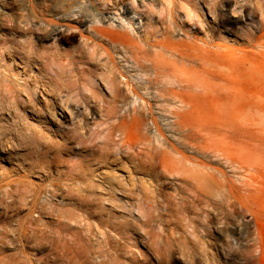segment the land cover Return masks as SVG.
Masks as SVG:
<instances>
[{"label":"rangeland","instance_id":"rangeland-1","mask_svg":"<svg viewBox=\"0 0 264 264\" xmlns=\"http://www.w3.org/2000/svg\"><path fill=\"white\" fill-rule=\"evenodd\" d=\"M55 1L57 6L45 0H0V81L8 76L0 82V176L10 181L26 174L22 184L30 191L24 202L29 204L19 214L16 205L7 209L0 200V264L17 258L19 251L7 241L15 236L11 229H17L19 218L31 212L35 226L50 230L59 216L67 221L65 216L74 213L81 222L77 215L84 211L90 213L86 222L114 223L131 232L132 241H121L123 260L130 264L157 261L153 248L139 236L146 215L154 221L144 230L183 252L182 263L175 264H264V0ZM43 7L48 8L44 16ZM93 14L105 21L93 24ZM122 21L135 23V32ZM92 24L127 31L141 43L163 41L166 32L176 36L173 42L187 45L183 51L190 58L167 57L213 88H193L197 97L182 104L158 92L162 87L140 82L129 60L127 75L149 101L143 103L127 92L121 78L120 72L126 73L122 59L130 53L95 35ZM69 25L78 30H69ZM60 32L72 40L61 39ZM106 74L121 82L120 91L106 87ZM223 86L230 94L247 95L242 105L251 117L226 114L229 107L235 113L242 105H228V100L222 105L218 98L225 96ZM175 113L196 116L181 122ZM130 115L142 119L130 121ZM52 160L55 164L48 166ZM26 163L39 167L24 172ZM210 167L216 182L256 188L250 191V210L262 221L261 253L255 252V236L244 229L249 224L255 231L250 210L242 213L236 204L235 218L225 225L223 204L214 210L203 199L205 181L194 179L190 170ZM250 194L235 189L233 195ZM33 197L37 208L31 207ZM79 199L87 206L77 210ZM7 211L14 215L12 223L6 220ZM210 221L214 223L207 225ZM86 222L72 223L73 231L86 235ZM169 230L176 232L177 241L166 238ZM206 231L214 238L228 235L229 243L211 245ZM26 251L40 263L41 254Z\"/></svg>","mask_w":264,"mask_h":264},{"label":"bare ground","instance_id":"bare-ground-1","mask_svg":"<svg viewBox=\"0 0 264 264\" xmlns=\"http://www.w3.org/2000/svg\"><path fill=\"white\" fill-rule=\"evenodd\" d=\"M48 1L54 4L56 3V6L59 4V2H56L55 0H45V2ZM123 1L124 0L120 2ZM135 3H136L135 1L131 2L133 8L137 10L138 7H136ZM32 7H33L32 9L35 10L37 8V5L36 8L34 4L32 5ZM43 9L44 10L43 11L41 10V12L44 16V12H47L48 8L43 7ZM190 15L189 13H187V17H190ZM61 18L63 19L64 16ZM138 19L139 18H137V20ZM103 21H105L104 18H97L96 15H94V17L92 18L93 24L102 23ZM122 22H123V27L126 30L133 33L135 32L134 29L135 23L126 22V21H122ZM93 24L90 26V28L92 29V32L95 35L109 40L114 45L115 48L121 49L125 53L127 52L130 53L129 54L130 56H128L129 58L127 60L123 57L124 59L122 60H124L125 65H123L122 67L125 68L126 65L129 66V60H131L132 66L134 68L133 71H136L137 73L136 76H138L140 82L146 81V83L149 86L152 85L153 87L154 85V87L156 86L162 87L158 89L159 90L158 92L171 96V98L179 99V101L182 104H190L188 99L192 100L193 98L197 97V95H195L194 91L192 90L193 88L200 89L202 87V89L205 90H209L210 88H213V86L210 84L209 81L201 80L200 76L197 75L196 73L192 74V72L180 69V67L176 63V59L172 60L173 58L170 59L167 57L170 55L174 57L175 55L178 56L179 58H186V57L190 58V55H188L186 51H183L184 49H188L187 45L173 42V38H175L176 36L174 37V35L172 34L170 35L168 32H166L164 36L165 40L162 39L163 41L150 42L148 40H144V41L141 40L142 41L141 43L137 39H134L126 30H125L126 32L122 33L117 30L101 29V28L93 27L94 26ZM68 28L69 30H78L77 28L70 25L68 26ZM58 35H60L61 39L65 41L72 40V36L66 32H60ZM125 69H126L125 71L126 73L120 72V74H121V78H123V80L125 81L123 82H124V86L127 89V92L133 95V97L136 96L137 98H139L143 103L149 104V101L146 100L145 97H143L140 94L138 87L133 83V81H131L130 77H132V75L128 77L127 74H130L131 72L129 68H125ZM217 72L220 73L219 70ZM3 78L4 79H2V81L0 82H5L6 79L8 80V76H3ZM104 83L111 92L114 93V91L117 90L120 91L119 84L121 82L117 83L116 79L111 75H107V77L104 80ZM147 84L145 86V91H148ZM221 88L222 90H225L224 91L225 96L218 98L219 102L222 105H225L224 104L225 101L228 100L229 101L228 105L230 103L236 102L240 106V104L241 105L243 104L244 98L247 97L246 94L238 93V92L230 94L229 93L230 91L226 86H223ZM114 99H117V97ZM121 99L124 102H126L128 100V96L124 95L121 97ZM136 101L137 99L134 100L132 104L135 105ZM246 108L247 105L244 104L241 106V108L238 111L234 113L231 111L229 107V110L228 111L226 110V114L232 117L237 116L246 119L248 117H251L247 112ZM58 115L62 116V114L59 113ZM113 115H115V113H113ZM195 116L196 114L194 113L174 114L175 119L181 122H185V120H188ZM201 116L207 117V114L201 113ZM124 118H127V116ZM129 118L130 121H139L142 119V116L130 115ZM1 139H0V145L2 144ZM8 146H7V150L9 151L11 148L9 149L10 146L9 147ZM12 148H14V146H12ZM54 164L55 162L52 160L48 166ZM22 165L23 167H26V170L24 172H31L36 167H39L37 163H32V164L26 163ZM209 169L210 170H206V171H202V169L190 170V171L191 172L193 171V174H196L194 176V179H196L197 181H202L203 179L205 181V183H203L205 187L203 189L205 194L203 199L206 200L209 207L215 210L216 206L223 204L224 209L227 210V212H225L224 223L225 225L231 224L232 222H230V217L235 218L234 213L232 211L235 210L234 207L236 206V204L240 206V211L242 213H244V210H250V206H251L250 196H252V194L250 193L252 192V190H256V188L253 185H249V184L247 185L245 184L243 187H235L233 185L227 186L226 184L216 182L215 181L216 173L214 172L215 168L210 167ZM27 177L28 175L24 174L19 178L21 179ZM20 179L8 181L4 176H0V200L5 203L7 209H11L17 206L16 207L17 214H19L22 211V207H26L29 204L28 202L24 204V202L28 199L27 193H29L30 191L27 190L28 189L27 184H22L25 183L24 182L25 180L22 181V179L21 180ZM235 189H238L239 191H243V192H249L250 195L249 196L243 195L241 197L235 198V196L233 195ZM33 199L34 200L32 201L31 207L37 208V204H39L38 203L39 201L36 200L34 197ZM74 205H76L77 210H80L81 207L87 206V204H85V201L80 199L76 201ZM50 206H53L52 202H50ZM8 212L9 211H7L6 214L7 215L6 220L8 221V223H12L14 221V217H13L14 215H9ZM250 212L255 222V231L253 232L250 231L251 227L249 224H245L244 229L248 230L247 233L249 237L255 236L254 238L255 242L253 244V246L255 247V252L258 251L261 253L262 250L261 241L263 238L262 221L258 213L253 212L251 210ZM27 215L28 216L25 217L24 219L19 218L18 220H16L18 223L16 230L11 229V231L14 233L15 236L8 239L7 245H9V248L12 250H18L19 253L17 254V258H14L15 256H11L13 261H11L9 264H24L25 263L24 257L27 258L29 262H31V264H36L33 259V255L35 254L29 255L26 251L28 248H32L35 252L43 256V258L38 260L40 263L37 264H130L128 263L127 260H125L126 262L123 260V258H126L125 257L126 255L123 254L124 245L122 246V242H121L122 240H126L127 242H130L134 239V237L130 236L131 232L127 229H122L116 226L114 223L110 224L108 222H102V221L95 222L93 225L92 223L85 221L86 220L85 216L89 217L90 213L84 211L82 212L81 215L80 214L77 215V217L82 218L80 221L86 222L87 225V227L85 226L86 235H82L85 236L84 238H82L81 233H75L73 231L74 227L72 223L81 224V222L76 221L75 219L76 216L74 215V213L71 214V217L65 216L67 221L59 220L60 218L59 216L58 219L56 220L57 225L53 228L50 227V230H46L45 227L43 228L38 224H37L38 226H35L30 218L31 212H29ZM144 218L145 219L141 221V226H142L141 228H143L141 229V231L143 235H139V236L146 241V244H148L150 248L151 247L153 248V253L157 260L156 263L154 264H175L176 261L180 263L182 259L181 257H183L182 254L183 252L180 250V247L177 246L178 248L174 249V247L171 246L170 241L169 240L166 241L165 239L164 240L167 243L169 242L170 245L167 243L163 244L164 241L160 240L161 238L160 235L157 237L155 235H151L148 232V230L145 231L144 228L150 225L154 221V217L150 215H146ZM212 223L214 222L210 221L208 222L207 225H212ZM169 231L170 232H167V234L165 235L166 238L173 241H177L179 237L178 238L175 237L176 232L173 230L172 231L169 230ZM208 231H206V238H209L208 240H210L211 245L213 244L217 245L218 242L229 243L228 235L224 234L223 236L214 238L211 237L213 233ZM9 234L10 233L8 232L7 236H9ZM191 234L194 235V233ZM193 251L194 250L192 249V252ZM125 254H127V252ZM175 255H178V257H176ZM184 260L189 261L186 258H184ZM130 262H133V259H130ZM195 262L196 261H194V263Z\"/></svg>","mask_w":264,"mask_h":264}]
</instances>
